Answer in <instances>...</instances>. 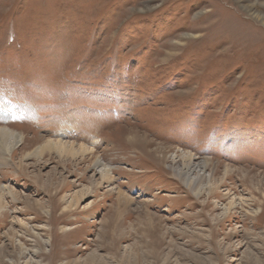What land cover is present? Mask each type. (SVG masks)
I'll return each instance as SVG.
<instances>
[{
    "label": "rangeland",
    "instance_id": "1",
    "mask_svg": "<svg viewBox=\"0 0 264 264\" xmlns=\"http://www.w3.org/2000/svg\"><path fill=\"white\" fill-rule=\"evenodd\" d=\"M262 19L264 0H0V128L95 151L0 163V258L264 264ZM152 140L213 160L200 194Z\"/></svg>",
    "mask_w": 264,
    "mask_h": 264
},
{
    "label": "bare ground",
    "instance_id": "2",
    "mask_svg": "<svg viewBox=\"0 0 264 264\" xmlns=\"http://www.w3.org/2000/svg\"><path fill=\"white\" fill-rule=\"evenodd\" d=\"M140 136L141 135H134L127 139H129L133 143L136 141V139H140V138H143L140 140H143V141L146 140V137H144L145 134L143 137H140ZM29 140L33 142L32 145L29 144ZM152 141L156 145V148L150 151L163 153L165 156L164 158L166 160L170 158L169 159L170 163L168 164L169 168L172 169L175 175L181 181H183L186 184V186L189 189H191L196 195L200 194L203 191V184H204L203 181L205 179V174L207 172V176H208V173L211 171V168L213 166L212 164L213 160L198 159L194 157L193 155H191L190 153L179 150L175 147H170L172 149L170 153L169 151L166 150V146H164L165 145L164 143H161L155 140H152ZM146 144H149V142H147ZM53 151L56 152L58 157H61V158L63 157L67 159H75V158L78 159L79 158L81 162L89 161L91 160L93 156H95L94 154L95 151H93L91 148H89L85 144H81V143L76 144L74 142H67V141H63L60 139L51 140V139L45 138L44 136H33V137L28 138L24 135V132H19V131L17 132L11 129L0 128V163H3L2 161H4L5 163L8 164L9 161H11V159H13V157L18 154L21 156V158H26V157L40 158L44 155L50 154ZM167 153H170V154L166 156ZM93 168L99 174L100 179L104 180L106 177H108L109 172H110V167H107L103 163H101L97 157H94ZM3 173L9 174L12 172L4 171ZM7 197H9L8 199L10 200L17 199L12 191V188H10L7 185L0 184V222H1V218L4 217L6 210L9 209L10 207L9 206L10 203L6 202ZM124 197H125L124 200L126 203L130 202L129 201L130 199L127 198V196H124ZM231 205H232V202H229L227 208L230 207ZM66 208H69V207H66ZM63 226L64 227H62L61 229L62 231H66V232L72 231L73 229L77 228L75 226H72V227L66 226L65 224ZM17 245L19 248V252H18L19 255L25 256L26 252L27 253L29 252L23 243L19 242ZM1 253L5 254L3 250ZM25 257H24L25 263L28 262L32 264L34 260L33 253H30V256L28 257V259H26ZM0 264H6V260L4 258H0ZM83 264H109V262L104 260L103 257H99L95 255L85 260Z\"/></svg>",
    "mask_w": 264,
    "mask_h": 264
}]
</instances>
